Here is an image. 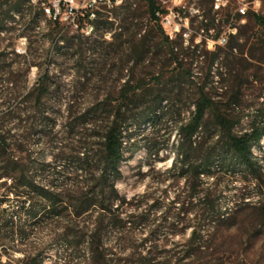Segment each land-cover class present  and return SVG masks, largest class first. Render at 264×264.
Returning a JSON list of instances; mask_svg holds the SVG:
<instances>
[{"label": "trees", "instance_id": "trees-1", "mask_svg": "<svg viewBox=\"0 0 264 264\" xmlns=\"http://www.w3.org/2000/svg\"><path fill=\"white\" fill-rule=\"evenodd\" d=\"M27 1L0 0L2 10L0 29H4L5 20L13 19L12 11L22 12L24 10ZM140 4L146 7L148 30L139 39V44L128 50V63L138 65L145 62L147 53L157 48L162 54L171 57L169 66H181L177 38L182 36L179 35L172 39L163 28L158 15L160 11L162 12L158 0H140L135 8L127 4L123 8L105 14L104 17L100 15L94 22L95 29L91 36H85L80 32L71 36H63L62 34L70 32H62L63 29L58 23L50 21L49 31L45 34L50 42L44 51V70L39 76L37 87L26 93L22 100L23 104L34 103V106H19L11 109L7 106L3 110L0 104V115L5 118L19 119L26 115L25 118L29 119L34 110L35 118L41 123L43 136H47L49 129L53 127L51 126L53 120L46 116L48 112L46 105L54 96L52 88L62 84L60 79L62 74L56 75L53 70L60 65L58 60L65 56V49L73 46L82 48L85 45L84 38L89 41L102 28L106 29V33L114 31L113 40L108 44L110 47L116 45L124 35L121 22L144 17V12L142 13L138 7ZM34 9L33 5L27 7L29 14H32ZM40 16V12L36 13L31 18V22L36 23ZM246 19L254 25L249 30V34L243 33L241 26H238L241 20L240 15L237 14L235 17L231 13L227 16L228 24L235 27L237 32L230 33L226 45H216L211 52L213 57L209 71L212 72L215 65L218 68L226 66L227 81L235 80L238 78L237 75H241L249 77V80L252 77V84L262 85L263 91L254 104L256 109L249 112V127L239 130L242 118L235 116V106L224 105L212 94L213 87L209 88V83H202L195 84L196 92L192 102L194 110L190 117L187 121L180 122L176 128V135L179 138L174 147L175 157L171 171L177 177L186 180L188 199L192 204L187 211L204 216L203 219H197V226H194L188 243L183 245L182 250H179L180 253H184L182 256L160 257L152 252L144 254V251L134 252L130 256H120L110 248L108 233L109 227L122 232L127 227L132 228V225L134 228L142 227L145 221L150 220L133 214L122 217L124 203L119 196L117 184L123 178L122 165L128 158L127 144L130 143L133 135L126 133L135 125L141 126V124L152 123L160 119V115L164 112L163 103L168 98L166 96L168 86L182 83L185 79L190 83H195V73L192 68L178 74L176 67L171 72L173 77L170 80L167 79L166 72L157 73L150 81L134 82L133 79H126L117 98V104L113 105L112 97H106L102 102L95 100L76 118L73 116L72 106L67 105L69 122L64 125L67 136L55 140L59 145L54 147L57 152L51 162L33 161V152L28 147L30 144L13 133L12 127L0 123V180L7 176L13 181L12 186L7 187V192L0 195V241H9L15 249L18 245L26 243L27 227L32 222L41 219L39 216L42 212L45 213L44 218L60 220L70 210L76 219L84 215L95 219L92 229L86 230L84 234L83 232L75 234V240L66 243L67 248L75 249L76 253H81L85 245L87 254L91 256L94 264H186L202 249L201 241L205 237L206 215H211L212 225L213 221L216 222L225 214L219 206L220 199L215 194V184L219 174L252 175L264 197V167L254 153V149L260 147L264 139V13L249 12ZM221 20L215 17L211 24L207 22L206 27L216 26ZM116 22H119L120 32L114 28ZM210 26L208 32L215 29L214 26L212 28ZM141 30L143 26H138V31L133 35L134 40ZM220 35L219 32L217 36H211V38L217 40ZM121 48L118 47V49ZM198 48L199 46H196L195 51H198ZM79 53L80 50L75 55ZM248 54L249 66L253 69L249 75L245 74L247 70L242 67V61L246 60L244 56ZM78 63V73L87 69L83 57ZM225 77L221 81L225 80ZM1 81L3 80L0 79V84ZM11 83L14 82L11 80ZM151 84L155 86V89L151 88ZM16 98L17 96L8 98L7 102L16 100ZM59 98L63 99L64 96ZM242 98V86L240 85L233 92L230 101L238 105L241 104ZM149 103L152 106L140 110L141 106ZM17 129L21 131L23 128L18 127ZM31 130L34 134L40 133L34 127ZM24 152L28 155L27 162L18 156ZM46 174L45 178H41ZM39 177L41 181H38ZM210 179H214L215 182H210ZM4 185L7 186V184ZM9 193L16 194L18 197L16 205H10L12 199ZM160 208L159 205H154L151 213L156 215V211ZM157 220L158 218H155L151 222ZM151 222L149 226L152 225ZM68 237L69 232L65 231L62 239L67 240ZM121 241L123 240L117 239L116 243L120 244ZM149 241L143 238L137 245L132 240L128 243L137 250ZM3 248L7 249L6 245ZM43 253L44 250H40L31 260V255L24 254L23 258H19L18 261L21 264H42ZM0 264L17 263L12 262V258L9 257L6 262L0 259Z\"/></svg>", "mask_w": 264, "mask_h": 264}, {"label": "rangeland", "instance_id": "rangeland-1", "mask_svg": "<svg viewBox=\"0 0 264 264\" xmlns=\"http://www.w3.org/2000/svg\"><path fill=\"white\" fill-rule=\"evenodd\" d=\"M261 1L260 13H264V0ZM186 3L190 15L188 31L191 37L188 42L183 36L177 38L181 66H169L171 57L162 54L157 48L151 49L147 53L145 62L138 65L128 63V50L134 45H138L139 39L148 30L146 7L144 4H140L138 7L142 13L144 12V17L133 21L131 19L126 22L122 21L124 35L116 45L110 47L108 44L113 40L114 31L106 33V29L102 28L89 41L84 38L85 45L82 48L73 46L65 49V56L58 60L60 65L53 70L56 75L62 74L60 77L62 84L52 88L54 96L46 105L48 110L46 116L53 120L51 122L53 127L50 128L53 130L49 129L47 136H43L41 123L35 118L34 110L30 114L33 119L25 118L26 115L21 119L5 118L0 115V123L12 127L13 133L30 144L28 147L33 152V161L51 162L57 152L54 147L59 145L55 140L67 136L64 128L65 123L69 122L67 105L72 106L73 116L76 118L95 100L102 102L106 97H112L113 105L117 104V98L126 79H133L134 82L150 81L157 73L166 72L167 79L170 80L173 77L171 72L176 67L178 74L190 68L194 70L195 83H190L185 79L182 83L168 86L166 93L168 98L163 103L164 112L160 115V119L152 123L141 124V126L135 125L126 133L133 135L130 143L127 144L128 158L122 165L123 178L117 184L119 196L124 203L122 217L133 214L150 220L145 221L142 227L134 228L132 225V228L127 227L122 232L109 227V246L114 253L120 256H130L134 252L144 251V254L152 252L160 257L169 255H174L175 258L180 257L184 253H180L179 250H182L183 245L188 243L194 226H197V219L204 218V216L196 215L193 211H187L192 207V204L188 199L186 180L177 177L171 171L175 157L174 147L179 138L176 135V128L180 122L187 121L194 110L192 102L196 92L195 84L209 83V88L213 87L211 91L217 99L221 100L224 105L235 106V116L242 118L239 130L249 127V112L256 109L254 104L263 91L260 83L252 84V77L249 80V77L236 74L238 78L227 81L226 66L218 68L215 65L214 70L209 71L213 57L211 52L214 50L209 38L217 36L219 32L222 34L228 31L227 16L232 13L236 17L238 1L229 0L227 8L220 15L222 19L220 24L209 25L210 28L215 27L211 32H208L209 26L206 27V24L207 22L211 24V21L216 17V13L213 11V0H186ZM29 5L32 4L26 3L25 6ZM38 12H41L38 8H35L32 14H29L28 10L25 12L24 9L18 14L19 18L5 20L4 29H0V79L3 80L0 84V104H2L3 110L7 106L10 107L9 109L19 106H34V103L23 104L22 100L26 93L37 87L39 76L44 70V51L50 42L45 35L49 31V24L38 29L36 26L42 22V19L38 18L36 23L31 22V18ZM24 16L26 20H23ZM14 19L20 20V27L34 28V32L27 33L30 42L29 57L19 58L13 55V48L16 46L19 36L18 30H13L16 28ZM138 26H143V30L134 40L133 35L138 31ZM238 26H241L243 33L249 34V30L254 25L252 22L249 23V19H246L245 23L238 22ZM119 27V22H116L114 28H117V32L121 31ZM183 28L185 29V27ZM68 32L70 33L62 35L78 34L76 29L68 30ZM196 46H199L198 51L194 49ZM118 47L122 48L118 49ZM79 50L80 53L75 55ZM82 57L87 69L78 73V61ZM244 58L247 61H242V67L247 70L245 74L249 75V72L253 71L249 66V54ZM223 77L225 80L221 81ZM10 79L14 83H11ZM240 85L243 93L241 104H232L230 101L232 94ZM150 86L155 89L153 84ZM15 96H17L16 100L7 102L8 98ZM60 96H64V98L60 99ZM149 106L152 104L141 106L140 110ZM18 127L23 129L18 131ZM33 127L40 133L34 134L31 130ZM254 153L264 167V139L260 147L254 149ZM18 156L27 162L26 152ZM45 176L47 174L41 178H45ZM41 178L39 177L38 181H41ZM210 182L215 181L210 179ZM12 183L10 177L2 178L0 180V195L5 194L7 187H11ZM256 184L257 182L250 174L247 176L242 173L235 176L218 175L215 194L219 197V206L225 214L216 222L213 221L212 225L211 215H206L205 237L201 241L202 249L186 264H264V197ZM9 194L12 199L10 205H16L18 197L16 194ZM154 205L161 207L156 211V215L151 213ZM44 216L45 213L42 212L39 216L41 219L38 218L37 222H32L27 227L26 243L18 245L14 249L9 241H0V246L3 249L0 253L2 262L8 261L10 257L12 262L21 264L18 260L23 258L24 254L31 255V260L40 250H44L42 264H94L91 256L87 254L85 245L82 247L81 253H76L75 249H69L66 246L67 242L75 240V234L81 232L84 234L86 230L92 229L94 218L84 215L76 219L70 210L60 220L44 218ZM155 218L158 220L151 222ZM135 221H138L137 218ZM150 222L151 226H149ZM65 231L69 232L67 240L62 239V234ZM143 238L150 241L137 250L128 243L132 240L137 245ZM117 239L123 241L119 244L116 243ZM3 244L7 249L3 248Z\"/></svg>", "mask_w": 264, "mask_h": 264}, {"label": "built area", "instance_id": "built-area-1", "mask_svg": "<svg viewBox=\"0 0 264 264\" xmlns=\"http://www.w3.org/2000/svg\"><path fill=\"white\" fill-rule=\"evenodd\" d=\"M15 0H10L13 2ZM35 1V8H47L51 15L53 23H58L62 27V32L80 29L85 32V35H90L94 22L99 16H105L112 11L123 8L127 3H134V8L139 4L140 0H32ZM161 10L158 15L161 18L163 28L166 30L170 38H176L181 35L188 42L191 37L190 29V15L188 14V5L186 0H158ZM239 5L237 14L241 16V22L245 23L249 12L260 13L262 8L261 0H237ZM229 0H213V11L216 13L217 20L220 15L227 8ZM25 6V12H26ZM236 14V15H237ZM2 10L0 9V16ZM16 21V28L19 36L17 44L13 48V55L19 58L29 57V31L34 32V28L20 27V20ZM185 27V29L183 28ZM237 29L229 24L228 31L223 32L220 37L215 40L209 38L212 48L216 45L224 46L228 42L230 33H236ZM3 36V35H1ZM0 250L2 246H0Z\"/></svg>", "mask_w": 264, "mask_h": 264}, {"label": "bare ground", "instance_id": "bare-ground-1", "mask_svg": "<svg viewBox=\"0 0 264 264\" xmlns=\"http://www.w3.org/2000/svg\"><path fill=\"white\" fill-rule=\"evenodd\" d=\"M15 1H18V0H15ZM27 3H29V4H32L34 7H35V1H32V0H28L27 1ZM127 4H129V5H133L134 6V3H127ZM41 12V16L39 17V18H41L42 19V22H40L37 26H36V28H38V29H42V27H44L45 25H47V24H49V22L51 21L52 22V20H51V15H50V13L47 11V8H38ZM27 10V9H26ZM34 11V10H33ZM12 14V16H13V18H19V15L18 14H20V12L18 13V14H16V13H14V12H12L11 13ZM28 15V14H27ZM26 15V16H27ZM29 19V18H28ZM24 20V19H23ZM26 20V19H25ZM28 21V20H27ZM7 25V24H6ZM12 25V24H11ZM44 29V28H43ZM94 29H95V26L93 25V28H92V30H91V32H90V35L89 36H91L93 33H94ZM76 31H78V32H81V33H83V34H85V32H83L82 30H80V29H76ZM2 32V31H1ZM0 253H1V250H0Z\"/></svg>", "mask_w": 264, "mask_h": 264}]
</instances>
